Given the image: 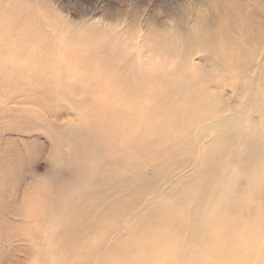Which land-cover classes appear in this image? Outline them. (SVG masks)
Here are the masks:
<instances>
[{
    "label": "bare ground",
    "instance_id": "1",
    "mask_svg": "<svg viewBox=\"0 0 264 264\" xmlns=\"http://www.w3.org/2000/svg\"><path fill=\"white\" fill-rule=\"evenodd\" d=\"M198 4L207 10L192 15L189 9H171L172 22L157 25L159 29L148 25L147 38L155 40L150 48L176 61L174 70L160 76L141 74L136 67L118 77L115 94L125 88L127 103L137 106L143 94L144 105L154 95L156 104L147 114L150 136L135 135L128 155L121 146L114 151L109 142L118 141L119 131L104 130L107 120L102 117L101 130L89 126L80 138L67 141L61 158L71 175L53 199L51 190L43 191L56 208L51 210L46 248L37 246V264H45L44 258L48 264H264V217L235 220L238 214L254 212L257 192L264 195V0ZM206 62L237 72L245 85L241 102L228 99L212 116L200 114L213 99L202 90L210 84L203 71ZM166 84L167 90H161ZM108 100L102 98L103 108ZM3 159L0 209L5 210L10 201L4 198V186L22 174L25 156L7 141ZM130 159L138 160L139 167L128 174ZM183 164L192 165L178 171ZM148 168L152 174L147 179ZM241 178L245 183L237 196ZM148 195L153 196L150 202ZM240 234L244 238L231 250L236 259L227 263L225 248ZM28 249L18 244L25 260Z\"/></svg>",
    "mask_w": 264,
    "mask_h": 264
},
{
    "label": "rangeland",
    "instance_id": "2",
    "mask_svg": "<svg viewBox=\"0 0 264 264\" xmlns=\"http://www.w3.org/2000/svg\"><path fill=\"white\" fill-rule=\"evenodd\" d=\"M198 2L0 0V162L4 164L7 141L15 144L18 154L25 156L22 174L11 177L4 186V198L10 202L7 209H0V264H32V260L37 264L35 254L41 258L36 249L46 248L51 210L55 207L51 200H45L43 191L51 190L53 199V192L71 175L64 169L61 158L67 151L68 140L80 138L89 126L101 130L102 117L107 120L104 130L119 131L118 141L112 138L109 142L114 151L115 146H121L128 155L135 135L150 136L146 129L147 114L156 104L151 100L154 95L144 105L143 94H139L137 106L129 104L123 98L125 88H121L118 96L115 94V89H119L118 77L124 69L131 72L136 67L141 74L160 76L174 70L176 61L150 48L155 40L147 38L148 25L159 29L157 25L172 22L174 9L184 13L189 9L192 15L207 10L202 5L197 8ZM194 60L197 62L198 56ZM203 71L210 77V84L202 88L203 95L213 99L205 109H200V114L212 116L219 104L226 105L228 99L241 102L245 85L237 72L215 68L209 62L204 64ZM167 88L166 84L161 90ZM103 97H111L112 101L108 100L105 108ZM225 111L230 112L227 106ZM261 122L260 128L264 130V117ZM58 139L60 142L55 145L54 140ZM10 158L12 164L15 159ZM129 161L125 169L128 174L139 167L138 160ZM234 161L238 164L242 160ZM191 165L183 164L178 171L189 170ZM144 174L150 178L151 169H146ZM244 183L241 178L235 190L237 196L241 195L240 186L244 187ZM152 197L148 195L146 200L150 202ZM254 197V212L238 214L235 220L253 219L257 214L264 217V195L257 192ZM61 199L63 203L67 200ZM243 238L240 234L225 248L227 263L236 259L231 250ZM18 244L29 248L26 260ZM43 261L48 264L45 258Z\"/></svg>",
    "mask_w": 264,
    "mask_h": 264
}]
</instances>
